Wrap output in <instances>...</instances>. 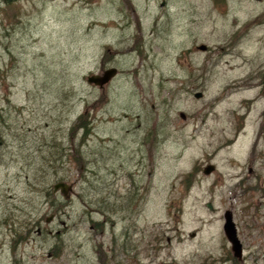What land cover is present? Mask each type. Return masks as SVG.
Wrapping results in <instances>:
<instances>
[{
	"label": "rangeland",
	"instance_id": "rangeland-1",
	"mask_svg": "<svg viewBox=\"0 0 264 264\" xmlns=\"http://www.w3.org/2000/svg\"><path fill=\"white\" fill-rule=\"evenodd\" d=\"M162 1L0 0V264H264V0Z\"/></svg>",
	"mask_w": 264,
	"mask_h": 264
},
{
	"label": "water",
	"instance_id": "water-1",
	"mask_svg": "<svg viewBox=\"0 0 264 264\" xmlns=\"http://www.w3.org/2000/svg\"><path fill=\"white\" fill-rule=\"evenodd\" d=\"M207 47L205 45H200L197 47V50L199 51H205ZM116 75V69L111 68L106 70L102 75H90L86 78L87 84L98 86L99 88H102L105 86L109 81H111ZM193 97L195 99H200L202 97L201 92H195L193 94ZM179 118L184 120L186 117L183 113H179ZM215 170V167L213 165H207L203 169L204 175H210ZM72 191V185L67 184L65 182H58L53 184L52 186V192L56 193L59 192L64 200H68L70 193ZM206 207L209 210H212V206L210 203L206 204ZM223 233L224 236L230 245V251L232 253V257L236 259L237 261L241 262L243 258V249L242 244L237 236V230L235 227V224L233 222L232 213L230 211H226L223 215ZM51 220V217L46 220V223H49Z\"/></svg>",
	"mask_w": 264,
	"mask_h": 264
},
{
	"label": "flooded vegetation",
	"instance_id": "flooded-vegetation-1",
	"mask_svg": "<svg viewBox=\"0 0 264 264\" xmlns=\"http://www.w3.org/2000/svg\"><path fill=\"white\" fill-rule=\"evenodd\" d=\"M2 2L4 1V0H1ZM18 0H12V2L11 3H16ZM220 0H218V2H219ZM256 1H259V0H256ZM166 3H165V1L163 0L162 1V3H161V7H163L164 5H165ZM133 12H134V10H132ZM128 22V21H127ZM141 21H140V18L139 19H136V25H137V27H138V30H137V32H139V39H141L142 41H144L145 39V34H144V32H143V28H142V26H141ZM153 29H151L150 30V33L149 34H151V35H153V33L155 34V35H157L158 34V32H157V28L156 27H152ZM133 37L134 36H132L131 37V39H133ZM136 38H138V37H136ZM206 51H208V49H206ZM104 65H105V67L106 68H104ZM110 64H104V61H102L101 62V64H100V72L97 74V75H101L106 69H108V68H110L111 66H109ZM110 83V82H109ZM109 83H107L106 85H108ZM105 85V86H106ZM105 86H103L102 87V89L105 87ZM101 89V90H102ZM249 173L251 174L252 173V170L250 169V171H249ZM54 196V195H53ZM54 218V215H51V219H53ZM36 233H37V236H40L41 235V232H40V230H37L36 231Z\"/></svg>",
	"mask_w": 264,
	"mask_h": 264
},
{
	"label": "trees",
	"instance_id": "trees-1",
	"mask_svg": "<svg viewBox=\"0 0 264 264\" xmlns=\"http://www.w3.org/2000/svg\"><path fill=\"white\" fill-rule=\"evenodd\" d=\"M3 2L5 4H9V3L12 2V0H4ZM82 118H83V122L79 123L78 125H76V128H79L80 130L85 129L84 130V135H86L88 133L89 128H88V125L86 123H84V119H85L84 116L80 117V119H82ZM71 132L75 133V125L71 128ZM51 193H52V187H51ZM52 196H53V194H52Z\"/></svg>",
	"mask_w": 264,
	"mask_h": 264
},
{
	"label": "bare ground",
	"instance_id": "bare-ground-1",
	"mask_svg": "<svg viewBox=\"0 0 264 264\" xmlns=\"http://www.w3.org/2000/svg\"><path fill=\"white\" fill-rule=\"evenodd\" d=\"M111 68H113V67H111ZM111 68H108V69H111ZM108 69H106V70H108ZM114 69H115V68H114ZM106 70H105V71H106ZM105 71H104V72H105ZM104 72H103V73H104ZM103 73H102V74H103ZM102 74H101V75H102ZM95 75H97V74H95ZM116 75H117V69H116ZM116 75H115V77H116ZM115 77H114V78H115ZM114 78H113V79H114ZM89 85H90V84H89ZM92 86H95V85H92ZM95 87H98V86H95ZM98 88H99V87H98ZM100 89H102V88H100Z\"/></svg>",
	"mask_w": 264,
	"mask_h": 264
}]
</instances>
